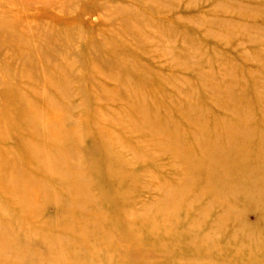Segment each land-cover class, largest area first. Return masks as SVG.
I'll list each match as a JSON object with an SVG mask.
<instances>
[{
  "label": "rangeland",
  "instance_id": "rangeland-1",
  "mask_svg": "<svg viewBox=\"0 0 264 264\" xmlns=\"http://www.w3.org/2000/svg\"><path fill=\"white\" fill-rule=\"evenodd\" d=\"M42 1L23 2L30 45L3 37L24 67L0 77V158L25 155L3 170L25 177L10 193L52 200L0 187V257L264 264V0Z\"/></svg>",
  "mask_w": 264,
  "mask_h": 264
},
{
  "label": "bare ground",
  "instance_id": "bare-ground-1",
  "mask_svg": "<svg viewBox=\"0 0 264 264\" xmlns=\"http://www.w3.org/2000/svg\"><path fill=\"white\" fill-rule=\"evenodd\" d=\"M20 1L21 0H0V36L2 37V38H0L1 39L0 40V77H3V76H11L12 77L14 75L15 76L20 75L21 73H23V67H24V66H20V67L18 66V68H16V67L10 66L11 59L13 58V49H12L13 46L11 44L5 46L4 42H7V41H5L3 39V37H9V39H12V41H13L14 35L16 33H18V30L23 29L27 33V35H25L26 45L31 44V39H32L31 38V28H32L31 23H32V18H34V16H36L37 13H35L36 11H31V12H29V10L26 11V7H24V5H23L24 1L22 2V4L19 3ZM40 1L43 3L42 0H40ZM25 2H26V0H25ZM25 2H24V4H25ZM26 3L28 4V0ZM36 3H38V2H36ZM19 4L21 5V7L24 8V9L22 8L23 11H21ZM25 6H27V5H25ZM30 6H31V4H30ZM42 7H43V5H42ZM27 8H29V6H27ZM37 12H39V11H37ZM44 15H43V18H45ZM44 20L45 19H42V22H44ZM41 25H42V23H41ZM39 29H42V28L40 27ZM44 31L45 30L42 29V31H41L42 34L39 32L40 37H38V39L40 38L45 42L48 40L49 35L47 34L48 32L46 34H44ZM32 41H33V39H32ZM27 48H28L27 52L23 54L24 55L23 60H25V62H27V63L28 62L30 63L34 57V54L32 53L31 50H29L30 49L29 46H27ZM18 50H20V48L16 49V51H18ZM9 60H10V62H8ZM4 88L5 87L3 86V84H1V80H0V92H4ZM7 91H9L8 93L11 94L12 97L21 98L22 101L26 104L25 98L17 91L16 88L13 87L10 90L7 89ZM47 134H49L53 139L58 137V133L54 132L50 129L47 131ZM50 146H52V148L50 147V149L54 153H59L63 148V144L57 143V142H55V140H52ZM77 153L78 152H76V154ZM17 156L18 157L14 156L12 159L9 158L8 156H7V159L0 158V166L2 169L1 170L2 174L0 177L1 178L0 179V187L4 190L5 194L9 198H11V193H12L17 197L18 201L20 200V203H25L30 208H42V207H44L49 201L52 200L51 198H44V195H43V199L40 202H38V201L34 200L33 198H29L25 192H23V195L20 194L21 192H19V193L11 192L10 193L9 189L6 187V184L8 182L15 181L14 178L19 177L18 179L22 180V178L24 177L21 174L7 176V175H5L6 173H3V170L5 167H13L16 163L21 166V163L18 162L17 159H21V158L25 157V155H17ZM43 156H42V154L38 155L39 159H42ZM53 156L55 158H57V157H60L61 155L55 154ZM64 173H66V172H64ZM71 177L73 179L74 184L77 183V181L79 180V175H75V176L71 175ZM66 179H67V186H68V176L67 175H66ZM62 183L64 184V180ZM79 190H80V192H82L83 195H87L89 193L88 188H81L80 189V187H79L78 191ZM56 202H58V201H56ZM46 221L47 220H45L43 222H45V225L47 226L49 224ZM55 225H57V224L53 223V226H55ZM71 226L72 225L69 224V227L67 229H69ZM6 227H8V226L7 225H0V231L4 232L6 230ZM26 240L29 243L37 244L36 242H38V241H36V239H33L30 236L26 237ZM50 250L53 253L55 252V249H50ZM230 254L233 255L232 258H230V259L222 260V258L220 256H218L215 258V261H213L214 256H212V255L206 256L205 255V256H203L204 258H201L200 260H198L199 261L198 263L195 262L194 264H257L256 260L253 261V259H252V260L247 261V260L242 259L241 256L243 255V252H241V250H239V249L231 250ZM257 256H260L259 252H255V253L251 254V257H253V258L257 257ZM0 264H7V262L0 257ZM121 264H123V263H121ZM261 264H263V263H261Z\"/></svg>",
  "mask_w": 264,
  "mask_h": 264
}]
</instances>
